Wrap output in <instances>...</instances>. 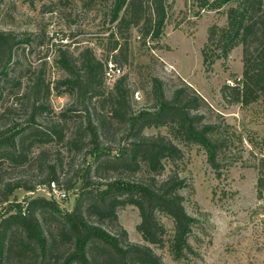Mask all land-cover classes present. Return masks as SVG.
<instances>
[{"label": "trees", "instance_id": "1", "mask_svg": "<svg viewBox=\"0 0 264 264\" xmlns=\"http://www.w3.org/2000/svg\"><path fill=\"white\" fill-rule=\"evenodd\" d=\"M231 1L235 0L216 3L221 7ZM167 3L168 0H112L107 13L109 20L116 23L112 35L126 37L125 33L139 27L144 44L149 38L159 39L166 25ZM208 4L209 0H202V6ZM30 41L28 37L19 40L15 33L0 30V88L11 80L8 65L16 46ZM239 44L243 46L242 77L236 84L222 88L223 97L244 106L259 101L264 104V0H238L237 6L229 10L228 26L210 28L204 62L211 64L214 57L227 56ZM129 48L127 38L124 42L115 40L110 51L115 59L127 61ZM59 51L58 63L66 73L59 82L64 91L77 92L83 101L109 99L112 108L109 116L103 112L95 116L88 108L85 122L77 125L68 137L66 122H52L48 127L39 124L38 117L49 111L43 98L48 96L50 85L40 76L33 81L27 94L26 125L19 127L16 123L0 130V159L15 166L37 161L42 178L38 184L18 180L3 182L0 186V201L9 205L6 213L0 211V264H165L150 245L165 243L176 260L189 258L194 253L190 236L196 219L187 211L182 194L186 186L185 178L179 173L183 150L166 135H147L144 129L169 126L184 141L200 145L219 176L226 167L225 147L231 139L215 122L203 120L198 108L204 98L190 96L187 87L176 89L169 99L163 81L153 77L154 110L133 111V90L126 76L116 81L110 97L102 98L108 59L98 58L92 49H85L78 59L68 49ZM114 120L126 128V135L117 148L102 141L107 138V127ZM125 137H129V142H124ZM63 142L76 154L93 160L82 173L77 170L61 182L59 170H64L66 165L61 157L51 161L50 150L41 149L33 154V149ZM260 144L264 146V140ZM137 172L140 173L137 178L127 176ZM53 184H64L68 190L80 185V195L72 211L60 213L57 202L45 197L25 203L9 199L16 188L32 191L36 185L52 187ZM257 192L260 199L264 197V157L258 163ZM126 205L139 209L138 230L148 244L132 242L122 226L111 232L101 225L105 221H117L118 208ZM48 215L59 222L56 233L43 224L41 217ZM162 215L173 220L172 234H168ZM61 244L67 247L61 250Z\"/></svg>", "mask_w": 264, "mask_h": 264}, {"label": "rangeland", "instance_id": "2", "mask_svg": "<svg viewBox=\"0 0 264 264\" xmlns=\"http://www.w3.org/2000/svg\"><path fill=\"white\" fill-rule=\"evenodd\" d=\"M217 1L209 0L208 5L202 6V0H168L167 20L161 37L149 38L144 44L139 27L125 33L126 37L112 35L116 23L107 16L112 0H0V30L15 33L19 40L25 37L31 40L16 46L8 65L11 80L0 88V130L16 123L19 127L26 125L27 94L38 76L50 85L48 96L43 98L49 111L38 117L40 125L48 127L52 122H66L70 137L77 125L87 119L88 108L95 116L99 112L109 116L112 108L109 99L83 101L77 92H65L59 83L66 74L58 63L59 49H68L77 59L85 49H92L98 58L108 59L106 70L111 61L122 69L113 79L104 77L103 99L111 94L116 81L126 76L133 90L131 110H154L152 78L158 77L169 99L180 87H187L190 96L204 98L198 108L203 120L215 122L231 139L225 147L226 167L219 176L209 165L206 151L200 145L184 141L172 133L169 126L144 129L147 135H166L182 148L184 156L179 173L186 180L182 194L187 211L196 219L190 236L194 253L189 258L176 260L168 243L150 244L165 264H264V197L260 199L257 192L258 163L264 157V146L260 144L264 140V104L259 101L244 106L230 103L223 97L222 88L236 84L242 77L241 44L227 56L214 57L211 64L204 62L210 28L228 26L229 10L238 4L235 0L218 7ZM127 38L128 60L115 59L110 47L115 40L124 42ZM41 40L42 44H38ZM136 91H140V98L135 97ZM107 131V138L102 141L117 148L122 136L126 135L125 126L114 120ZM128 138L125 137L124 142H129ZM41 149L50 150L51 161L61 157L66 164L64 170H59L61 182L77 170L82 173L93 160L76 154L66 142L34 147L33 154ZM41 174L37 161L15 166L0 159V186L3 182L18 180L38 184ZM139 174L127 176L137 178ZM58 187L66 190V197L60 196ZM79 189L77 185L68 190L64 184H56L55 188L36 185L32 191L19 187L9 199L22 203L37 197L54 199L59 212L66 213L75 208ZM8 208L7 203L0 201V211L6 213ZM47 217H41L44 226L56 233L59 222L51 215ZM162 220L168 234H172L173 220L167 215H162ZM140 221L139 209L126 205L118 208L117 221H105L101 225L111 232L122 226L132 242L148 244L138 230ZM66 247L60 245L61 250Z\"/></svg>", "mask_w": 264, "mask_h": 264}, {"label": "built area", "instance_id": "3", "mask_svg": "<svg viewBox=\"0 0 264 264\" xmlns=\"http://www.w3.org/2000/svg\"><path fill=\"white\" fill-rule=\"evenodd\" d=\"M121 71H122L121 67H118L113 63H110L109 68H107L106 70V77L108 78V80L113 79L115 76L119 75ZM135 97L140 98V91L135 92ZM53 188H55V184H53ZM60 196L66 197V192L60 190Z\"/></svg>", "mask_w": 264, "mask_h": 264}]
</instances>
